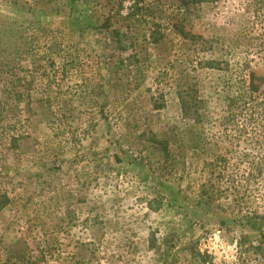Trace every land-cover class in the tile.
Returning <instances> with one entry per match:
<instances>
[{
	"label": "rangeland",
	"instance_id": "1",
	"mask_svg": "<svg viewBox=\"0 0 264 264\" xmlns=\"http://www.w3.org/2000/svg\"><path fill=\"white\" fill-rule=\"evenodd\" d=\"M181 22L209 49L182 38ZM251 71L264 77V0H0V264H264V223L252 230L226 204L229 176L264 139L216 119ZM41 82L72 118L51 120L41 93L9 101ZM191 82L210 119L201 138L178 98ZM150 130L186 161L165 163ZM215 152L229 158L220 174ZM256 192L263 210L264 181Z\"/></svg>",
	"mask_w": 264,
	"mask_h": 264
},
{
	"label": "trees",
	"instance_id": "2",
	"mask_svg": "<svg viewBox=\"0 0 264 264\" xmlns=\"http://www.w3.org/2000/svg\"><path fill=\"white\" fill-rule=\"evenodd\" d=\"M145 1V0H141ZM218 0H179V5L181 8H187L190 5L201 4L205 2H213ZM179 34L184 39H190L195 43H205L201 44L203 49L206 48L207 42L204 41V37L199 34H193L191 31L186 30L183 22L180 25H177ZM117 35L120 36L119 32ZM124 36V35H123ZM151 39L154 42H159L166 36V32H162L154 27V30L151 31ZM122 42V41H120ZM209 68L218 67L220 64L215 63V61H206L204 63ZM139 77V76H138ZM136 75L133 77L136 81L138 78ZM51 82V81H50ZM264 83V77L258 76L256 72L251 71L248 75V79L245 83V89L230 98L226 110L220 118H216L217 121L223 122L224 129L227 128L229 123L233 124L234 128L239 129V121L243 122V128L240 129L244 134H248L250 127L248 124H251L250 132L253 134L252 140L254 138L264 139V90L262 85ZM51 84V83H50ZM87 85L86 81L84 82ZM43 82L39 85V89L34 91V88L31 86L23 87L16 89L15 94L9 100L10 102L17 103V107L20 102H26L27 105H30L33 102V95L41 93L43 96L40 98L41 102H45L44 105L47 108L50 117L55 123L56 122H65L66 118H72L74 114H69L64 110V106L56 97L52 98L49 94L50 86H42ZM87 87V86H86ZM89 87V86H88ZM95 89V88H94ZM33 91V92H32ZM47 91V92H46ZM95 93H98V90H94ZM178 98L180 100V108L183 118L187 121L186 132H192L195 136L203 137L206 134L205 125L209 122V117L203 113L205 107V101L200 95V89L197 85V82H191L184 89H181L178 92ZM36 98V97H35ZM4 109L8 108V102H4ZM154 106L160 108L162 104L155 102ZM23 133H20L19 136H23ZM144 136H147L148 141L159 150L162 160L167 163L172 159V148H171V138L169 136H163L159 138L158 134L150 130V132H143ZM18 136V137H19ZM79 138V136H76ZM74 138V139H76ZM79 141V140H78ZM18 138L15 136L11 137V146L17 147ZM77 142V140H76ZM258 141L256 140V143ZM255 143V142H254ZM181 150L182 154H178L175 159H172L174 163L181 164L186 161V156L184 152V146ZM263 153L258 152V156L252 157L250 153H245L243 155V163L245 168L241 170L239 179H235L234 175L229 176V192L228 195L231 197H226L227 205L233 208V211L236 213H241V217L245 220L247 225L252 230H258L262 223H264V209L260 210L259 208H253L250 206V203L253 197H256V189L258 183L264 181V147H261ZM182 159V161H181ZM229 158L226 153L215 152L212 154L211 161L208 163V166L211 169L212 174H216L222 169H225L228 164ZM206 187V184H204ZM207 191L204 190L211 199L218 198L220 189L215 183L214 179L209 181L207 185ZM156 201L150 202V208L154 211L160 209V204H155ZM246 242L245 238H242L239 241V244L244 245Z\"/></svg>",
	"mask_w": 264,
	"mask_h": 264
},
{
	"label": "clouds",
	"instance_id": "3",
	"mask_svg": "<svg viewBox=\"0 0 264 264\" xmlns=\"http://www.w3.org/2000/svg\"><path fill=\"white\" fill-rule=\"evenodd\" d=\"M223 18L220 19V23H223ZM220 240V234L217 232V233H214L212 238L210 239V244L213 248L216 247V242ZM227 251V250H226Z\"/></svg>",
	"mask_w": 264,
	"mask_h": 264
}]
</instances>
